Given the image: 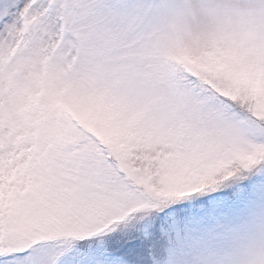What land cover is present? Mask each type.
<instances>
[{
    "label": "snow or ice",
    "instance_id": "6c2138e0",
    "mask_svg": "<svg viewBox=\"0 0 264 264\" xmlns=\"http://www.w3.org/2000/svg\"><path fill=\"white\" fill-rule=\"evenodd\" d=\"M256 206L264 0H0V264H204Z\"/></svg>",
    "mask_w": 264,
    "mask_h": 264
},
{
    "label": "clouds",
    "instance_id": "9594fccd",
    "mask_svg": "<svg viewBox=\"0 0 264 264\" xmlns=\"http://www.w3.org/2000/svg\"><path fill=\"white\" fill-rule=\"evenodd\" d=\"M217 15L199 8L188 21L185 44L203 50L220 39ZM204 264H264V208L239 213L220 228L210 230Z\"/></svg>",
    "mask_w": 264,
    "mask_h": 264
}]
</instances>
